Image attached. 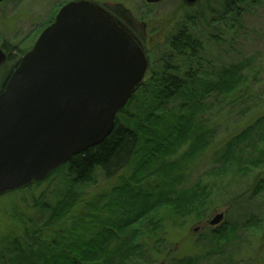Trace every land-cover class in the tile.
<instances>
[{
	"label": "trees",
	"instance_id": "16d2710c",
	"mask_svg": "<svg viewBox=\"0 0 264 264\" xmlns=\"http://www.w3.org/2000/svg\"><path fill=\"white\" fill-rule=\"evenodd\" d=\"M263 1L223 0L221 15H232L241 22L247 4L258 6ZM192 9L182 2L177 12L183 22L196 24L199 17L194 16ZM183 22L175 23L164 49L159 48L152 75L119 114L112 134L46 179L45 182L56 175H66L68 189L64 198L54 203L45 196L34 201L32 209L37 213L19 214L18 228L0 239V264H134L150 248L144 242L145 237L163 242L159 237L165 232L164 224L180 226L181 220L193 216L201 219L213 197L222 198L223 194L228 205L240 212L239 218L208 234L207 246L211 249L207 248L204 257L173 260L168 264H201L202 260L210 264L220 248L236 240L239 227L259 228L254 222L259 221L260 215L246 217L242 213L254 205L256 198H264V172L238 195L234 182L237 176L264 169V115L248 128L228 133L222 143L216 140L219 126L211 120L214 108H221L228 99L226 102L232 108L246 98L252 100L249 85L252 75L246 73L245 64L225 66L219 71L211 69V63L205 65L202 42L197 40L194 28ZM253 106L258 107L254 103ZM249 109L247 106L239 115L248 114ZM184 146L188 149L182 157L174 158ZM220 146L215 155L218 166L213 171L215 182L210 186L199 177L197 183L178 189L185 180L188 165L208 148ZM125 168L131 170L132 177L113 189V198L103 208L93 204L95 216L67 226L74 210L82 204L76 188L92 185L97 170L110 180ZM42 184L31 185L22 192ZM143 184H148L147 189L138 190ZM113 207L116 220L102 218L103 212L113 213ZM149 262L154 264L152 260ZM215 264H232V260L226 257Z\"/></svg>",
	"mask_w": 264,
	"mask_h": 264
},
{
	"label": "rangeland",
	"instance_id": "374dc122",
	"mask_svg": "<svg viewBox=\"0 0 264 264\" xmlns=\"http://www.w3.org/2000/svg\"><path fill=\"white\" fill-rule=\"evenodd\" d=\"M73 1L77 0H12L7 4H0V44L7 40L18 49L17 58L20 59L22 55L25 56L32 50L42 32L54 22L60 9ZM93 1L114 11L116 15L121 14V19H125L130 27L135 26V34L147 52L150 67H152L147 78L152 75L153 66H156L157 55H159V48L160 50L164 49L166 37L174 30L175 23L184 20L177 12L183 0H164L154 5L147 4L144 0ZM222 6L223 0L201 1L191 7L194 16L199 17L196 24L186 20L183 22L194 28L192 29L197 40L202 42L204 47L202 57L205 65L207 62L211 63L209 67L219 71L225 66L245 64L247 66L246 73L252 75L249 82L252 100L246 98L245 102H240L232 108L227 104L230 101L228 99L221 108H214V116L211 120L214 125L219 126L217 142L223 141L225 136L227 138L228 133L231 135L234 131L248 128L264 115V1L258 6L247 4L244 7L245 13L241 22L238 20L239 18H234L232 15H221ZM215 11L220 13L215 15ZM159 43L161 45H157ZM3 71L5 72V70ZM3 71L0 74V89L6 77V73L3 74ZM261 102L262 105H260ZM253 103L258 107L253 106ZM247 106L250 107V112L240 116L239 112L245 110ZM221 147L208 148L195 162L188 165L185 183L179 185L178 189L190 187L198 182L199 177L205 184L208 183L211 186L215 182L213 171L218 167L215 164V155ZM187 149L188 147L184 146L174 158L182 157ZM260 170L253 171L248 176H237L234 182L235 193L238 195L251 186L257 176L264 172V169ZM231 175L229 179L232 178ZM131 177L132 172L128 168L110 180L97 170L95 182L92 185L76 188L80 193L82 204L74 210L67 226H71L74 221H82L89 215L95 216L96 213L93 211L92 205L95 204L99 208H103L113 198V189L123 185L124 180ZM154 180L152 178V181ZM45 181L39 188L34 187L23 192L22 190L21 192L17 191L0 198V239L11 230L18 228L20 225L19 214L35 215L37 213L32 209L34 201L44 196L51 203L64 198V191L66 192L68 189L66 175H56L49 181ZM147 187L148 184H143L138 190H146ZM222 196V198L213 197L211 205L203 217H200L201 219L193 216L181 220L180 226L171 223L164 224L165 232H162L159 237L162 238L161 241L164 240L163 242L148 240L145 237L144 242L150 244V248L146 250L147 255L142 260L136 259L137 262L134 264H151L150 260L154 261V264H168L173 260L204 257L207 248L211 249L210 246H207L206 237L208 234L222 229L229 222L239 218L240 212L236 207L232 208L228 205V198H225L224 194ZM253 204L249 210L241 213L246 214V217L253 214L258 218L260 215L259 221L254 222L259 224V228L239 227L236 240L223 247L224 249L220 248L219 254L210 259V264L223 262L226 257L232 260V264H264V198L261 199L259 196L253 201ZM114 207L111 208L113 213L103 212L102 218L104 217L110 222L116 220V208ZM124 213L126 214L128 211L124 210ZM220 214L225 216L223 225L211 226V221ZM251 218V220L255 219ZM200 263L208 264L205 260Z\"/></svg>",
	"mask_w": 264,
	"mask_h": 264
},
{
	"label": "water",
	"instance_id": "95a60500",
	"mask_svg": "<svg viewBox=\"0 0 264 264\" xmlns=\"http://www.w3.org/2000/svg\"><path fill=\"white\" fill-rule=\"evenodd\" d=\"M5 60L0 50V66ZM149 69L142 44L105 7L91 0L64 5L0 94V198L43 183L102 144Z\"/></svg>",
	"mask_w": 264,
	"mask_h": 264
},
{
	"label": "flooded vegetation",
	"instance_id": "af4514ba",
	"mask_svg": "<svg viewBox=\"0 0 264 264\" xmlns=\"http://www.w3.org/2000/svg\"><path fill=\"white\" fill-rule=\"evenodd\" d=\"M11 1L12 0H3L2 2H0V4H7L8 2H11ZM77 1H79V0H77ZM91 1H93V0H91ZM190 7H193V6H190ZM105 8L110 13H112V15L115 16V18L117 20H119L123 24V26L126 29H128L131 32V34L139 41L138 37L135 34V30H134L135 29V26L132 25L130 27L129 24L125 21V19H121L122 18L121 14L120 15H118V14L116 15V13L114 11L110 10L107 7H105ZM0 50L5 54V57H6V60L3 63V65L0 66V74H1V72L3 70H5V72L3 71V74L6 73V77L3 80L2 85H1V89H0V94H1L4 91L7 82L9 81V79L11 78V76L13 75V73L15 72V70L17 69V67L19 66L20 62L22 61L24 55H22L20 57V59H18L17 58L18 57V49L16 47L12 46L9 42H7V40H4L0 44ZM149 72H150V69H149L147 75L149 74ZM146 78H147V76H146Z\"/></svg>",
	"mask_w": 264,
	"mask_h": 264
}]
</instances>
